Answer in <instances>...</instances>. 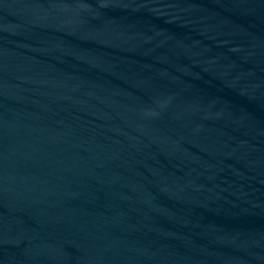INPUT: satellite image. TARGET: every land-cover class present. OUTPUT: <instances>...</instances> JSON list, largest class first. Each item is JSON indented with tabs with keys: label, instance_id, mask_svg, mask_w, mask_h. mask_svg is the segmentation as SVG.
Returning a JSON list of instances; mask_svg holds the SVG:
<instances>
[{
	"label": "water",
	"instance_id": "water-1",
	"mask_svg": "<svg viewBox=\"0 0 264 264\" xmlns=\"http://www.w3.org/2000/svg\"><path fill=\"white\" fill-rule=\"evenodd\" d=\"M0 264H264V0H0Z\"/></svg>",
	"mask_w": 264,
	"mask_h": 264
}]
</instances>
